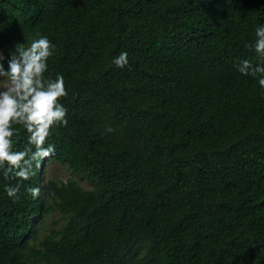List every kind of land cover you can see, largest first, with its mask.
Listing matches in <instances>:
<instances>
[{
  "label": "trees",
  "instance_id": "16d2710c",
  "mask_svg": "<svg viewBox=\"0 0 264 264\" xmlns=\"http://www.w3.org/2000/svg\"><path fill=\"white\" fill-rule=\"evenodd\" d=\"M262 25L264 0H0V62L47 37L68 121L29 180L0 169V264H264V88L237 69Z\"/></svg>",
  "mask_w": 264,
  "mask_h": 264
},
{
  "label": "clouds",
  "instance_id": "9594fccd",
  "mask_svg": "<svg viewBox=\"0 0 264 264\" xmlns=\"http://www.w3.org/2000/svg\"><path fill=\"white\" fill-rule=\"evenodd\" d=\"M255 52L262 63L254 64L249 59L239 60L238 71L243 75L257 76L258 83L264 88V25L256 28ZM55 45L47 37L33 40L28 47L17 45L8 59L5 69L0 62V78H6V87L0 90V169L4 175L11 174L20 180H29L33 175V166L54 151L53 145L45 147L50 129L54 125H67V109L60 103L67 96L64 78L57 74L55 79L45 77L47 61L53 55ZM0 60H3L0 55ZM113 63L120 68L128 64V53L121 52ZM14 125H21L28 134V144L23 151L13 150ZM106 131L112 132L111 127ZM5 165L7 166L5 168ZM9 197L19 199L20 186H7ZM33 198L40 195L39 187L27 189Z\"/></svg>",
  "mask_w": 264,
  "mask_h": 264
},
{
  "label": "rangeland",
  "instance_id": "374dc122",
  "mask_svg": "<svg viewBox=\"0 0 264 264\" xmlns=\"http://www.w3.org/2000/svg\"><path fill=\"white\" fill-rule=\"evenodd\" d=\"M6 69V68H5ZM6 87V78H0V90H3ZM48 170L45 175L48 179L53 178L57 181L65 180L70 177H75L79 179V181L85 187H92L90 182L85 177H81L77 174H74L67 164L59 162V161H51L47 165ZM45 181V180H44ZM61 214L58 210H51L44 219V223L42 226V234L51 233L53 230H56L60 227L61 224Z\"/></svg>",
  "mask_w": 264,
  "mask_h": 264
}]
</instances>
